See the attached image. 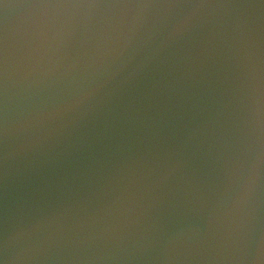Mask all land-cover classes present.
I'll list each match as a JSON object with an SVG mask.
<instances>
[{
	"label": "water",
	"instance_id": "water-1",
	"mask_svg": "<svg viewBox=\"0 0 264 264\" xmlns=\"http://www.w3.org/2000/svg\"><path fill=\"white\" fill-rule=\"evenodd\" d=\"M0 264H264V0H0Z\"/></svg>",
	"mask_w": 264,
	"mask_h": 264
}]
</instances>
